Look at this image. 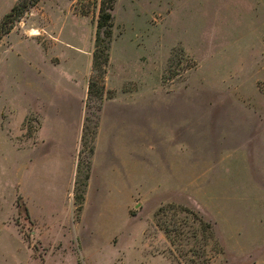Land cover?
<instances>
[{
	"label": "rangeland",
	"instance_id": "1",
	"mask_svg": "<svg viewBox=\"0 0 264 264\" xmlns=\"http://www.w3.org/2000/svg\"><path fill=\"white\" fill-rule=\"evenodd\" d=\"M0 219L49 264H264V0H40L0 42Z\"/></svg>",
	"mask_w": 264,
	"mask_h": 264
},
{
	"label": "trees",
	"instance_id": "2",
	"mask_svg": "<svg viewBox=\"0 0 264 264\" xmlns=\"http://www.w3.org/2000/svg\"><path fill=\"white\" fill-rule=\"evenodd\" d=\"M40 0H18L13 7L10 9L8 13H6L1 19H0V42L3 39L4 36L8 35L13 28L15 27V24L19 22L24 15L32 8H34ZM105 10L104 4H102L98 16V23L97 28L102 29L105 28V35L107 38V42L105 43V46H103V52H102V58L101 62H97V59L100 57L96 54V50L98 48V34H96V40H95V52L93 53V68H96V66H99V75H100V82L101 85H98L94 81H90L88 85V95L90 96L92 93L95 92L97 96H102L105 87H104V76L106 74L107 67L109 65V49H110V43H111V36H112V22H111V14L110 11L113 10V4L108 6ZM174 210V207H164L160 208L159 211L156 214L157 220L161 219V217H166L168 214H166V210ZM185 213H189L187 209H181ZM188 211V212H187ZM163 227V226H161ZM163 230L165 231L166 235H170L171 230H169L168 226H164Z\"/></svg>",
	"mask_w": 264,
	"mask_h": 264
},
{
	"label": "crops",
	"instance_id": "3",
	"mask_svg": "<svg viewBox=\"0 0 264 264\" xmlns=\"http://www.w3.org/2000/svg\"><path fill=\"white\" fill-rule=\"evenodd\" d=\"M17 1L0 0V14L8 13ZM6 119L7 117L5 116V123ZM5 131L11 133V131L6 129ZM4 137L8 140L7 136ZM31 221L34 222L32 217ZM37 237L41 239V236ZM31 241H34V239ZM49 254L48 252H43L40 256L33 243H30L24 237L23 232L19 230V226L13 220L11 223H5L0 219V264H49Z\"/></svg>",
	"mask_w": 264,
	"mask_h": 264
},
{
	"label": "built area",
	"instance_id": "4",
	"mask_svg": "<svg viewBox=\"0 0 264 264\" xmlns=\"http://www.w3.org/2000/svg\"><path fill=\"white\" fill-rule=\"evenodd\" d=\"M76 1L80 2V1H82V0H76Z\"/></svg>",
	"mask_w": 264,
	"mask_h": 264
}]
</instances>
